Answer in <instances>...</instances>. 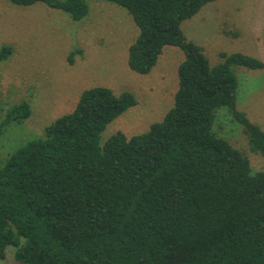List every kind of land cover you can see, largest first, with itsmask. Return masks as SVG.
Masks as SVG:
<instances>
[{"label": "trees", "instance_id": "16d2710c", "mask_svg": "<svg viewBox=\"0 0 264 264\" xmlns=\"http://www.w3.org/2000/svg\"><path fill=\"white\" fill-rule=\"evenodd\" d=\"M43 2L81 21L88 0ZM128 10L139 33L129 65L147 74L165 46L180 47L175 103L149 130L101 141L107 125L135 106L129 91L86 89L76 106L0 163V258L9 247L24 264H264V167L218 136L212 125L226 106L253 152L264 157V129L237 106L235 66L264 69L243 52L211 65L182 22L214 0H106ZM79 49L73 50L70 61ZM13 53L0 48V63ZM27 100L0 121L31 115Z\"/></svg>", "mask_w": 264, "mask_h": 264}, {"label": "rangeland", "instance_id": "374dc122", "mask_svg": "<svg viewBox=\"0 0 264 264\" xmlns=\"http://www.w3.org/2000/svg\"><path fill=\"white\" fill-rule=\"evenodd\" d=\"M89 14L81 21L43 2L16 5L0 0V48L13 47L0 63V121L22 100L31 115L12 122L0 137V163L29 139L45 135V128L72 112L82 93L107 86L116 94L133 93L138 103L111 121L101 134L107 141L118 131L128 137L149 130L175 103L179 65L184 51L165 46L151 72L141 74L129 65V47L139 33L127 9L106 0H88ZM188 40L201 45L210 64L221 53L243 52L264 61V0H214L182 22ZM81 52L69 55L75 50ZM239 79L237 106L264 129V69L235 66ZM212 130L248 155L254 171L264 157L251 150L244 128L228 107L216 111ZM0 264H24L9 247Z\"/></svg>", "mask_w": 264, "mask_h": 264}]
</instances>
